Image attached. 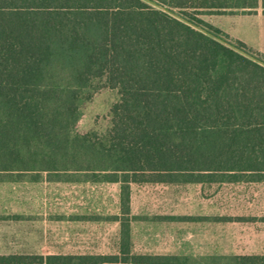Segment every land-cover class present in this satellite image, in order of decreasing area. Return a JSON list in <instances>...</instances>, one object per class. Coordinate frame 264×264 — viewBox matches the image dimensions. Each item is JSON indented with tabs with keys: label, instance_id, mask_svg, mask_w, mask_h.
Returning a JSON list of instances; mask_svg holds the SVG:
<instances>
[{
	"label": "trees",
	"instance_id": "1",
	"mask_svg": "<svg viewBox=\"0 0 264 264\" xmlns=\"http://www.w3.org/2000/svg\"><path fill=\"white\" fill-rule=\"evenodd\" d=\"M224 7L239 0H0V184H120L129 214L132 184L263 183L264 64L188 11ZM96 82L119 101L83 133ZM121 234L118 254L0 264H264L137 255Z\"/></svg>",
	"mask_w": 264,
	"mask_h": 264
},
{
	"label": "rangeland",
	"instance_id": "2",
	"mask_svg": "<svg viewBox=\"0 0 264 264\" xmlns=\"http://www.w3.org/2000/svg\"><path fill=\"white\" fill-rule=\"evenodd\" d=\"M241 51L264 64L263 53ZM118 101L96 82L80 132H106ZM130 199L125 214L120 184L1 183L0 255L118 254L129 223L133 254L264 257V182L132 184Z\"/></svg>",
	"mask_w": 264,
	"mask_h": 264
},
{
	"label": "crops",
	"instance_id": "3",
	"mask_svg": "<svg viewBox=\"0 0 264 264\" xmlns=\"http://www.w3.org/2000/svg\"><path fill=\"white\" fill-rule=\"evenodd\" d=\"M200 2V1H197ZM238 8H196L197 18L220 30L230 43L241 42L264 54V0H239Z\"/></svg>",
	"mask_w": 264,
	"mask_h": 264
}]
</instances>
